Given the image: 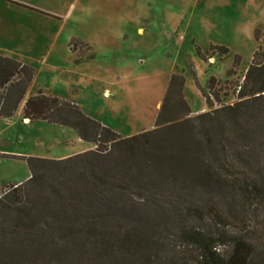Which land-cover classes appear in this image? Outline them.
<instances>
[{"label": "rangeland", "instance_id": "rangeland-1", "mask_svg": "<svg viewBox=\"0 0 264 264\" xmlns=\"http://www.w3.org/2000/svg\"><path fill=\"white\" fill-rule=\"evenodd\" d=\"M256 27L264 30V0H0V55L34 70L24 99L41 89L74 101L126 137L153 127L171 73L182 75L192 114L209 110L200 88L210 76L227 94L211 108L236 109L221 117L223 182L140 210L156 224L145 236L153 248L139 250L144 264H198L179 230L217 232L222 224L250 242L251 264H264V195L241 190L264 189V100L247 103L235 88L259 43ZM23 101L13 117L0 118V196L10 191L4 184L29 177L18 156L57 159L95 148L68 127L22 120Z\"/></svg>", "mask_w": 264, "mask_h": 264}, {"label": "trees", "instance_id": "trees-1", "mask_svg": "<svg viewBox=\"0 0 264 264\" xmlns=\"http://www.w3.org/2000/svg\"><path fill=\"white\" fill-rule=\"evenodd\" d=\"M253 37L259 43L235 85L237 97L247 103L264 100V30L254 28ZM211 47L227 53L223 46ZM237 61L234 56L227 76ZM33 75V68L0 55V118L13 117L24 100L22 120L68 127L95 148L57 159L18 156L29 177L3 185L10 191L0 196V264H144L139 250L153 248L145 236L156 224L145 221L140 210L160 208L163 196L192 197L223 182L221 117L227 110L236 115V109L211 108L212 100L227 95L216 88L219 80L210 76L205 90L200 88L209 110L192 114L182 75L171 73L153 127L126 137L74 101L41 89L24 99ZM248 187L241 190L264 195L255 184ZM221 226L217 232L184 227L178 238L193 247L198 264H251L250 242Z\"/></svg>", "mask_w": 264, "mask_h": 264}, {"label": "crops", "instance_id": "crops-1", "mask_svg": "<svg viewBox=\"0 0 264 264\" xmlns=\"http://www.w3.org/2000/svg\"><path fill=\"white\" fill-rule=\"evenodd\" d=\"M67 156V155H66ZM60 158H62V157H60ZM16 183H21V182H16Z\"/></svg>", "mask_w": 264, "mask_h": 264}, {"label": "built area", "instance_id": "built-area-1", "mask_svg": "<svg viewBox=\"0 0 264 264\" xmlns=\"http://www.w3.org/2000/svg\"><path fill=\"white\" fill-rule=\"evenodd\" d=\"M210 98H212V97L210 96Z\"/></svg>", "mask_w": 264, "mask_h": 264}]
</instances>
